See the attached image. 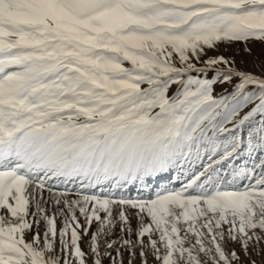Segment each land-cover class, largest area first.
<instances>
[{"label":"snow or ice","instance_id":"snow-or-ice-1","mask_svg":"<svg viewBox=\"0 0 264 264\" xmlns=\"http://www.w3.org/2000/svg\"><path fill=\"white\" fill-rule=\"evenodd\" d=\"M251 42L264 0H0V264H257Z\"/></svg>","mask_w":264,"mask_h":264},{"label":"rangeland","instance_id":"rangeland-1","mask_svg":"<svg viewBox=\"0 0 264 264\" xmlns=\"http://www.w3.org/2000/svg\"><path fill=\"white\" fill-rule=\"evenodd\" d=\"M244 44L242 43H236L233 44L231 46H225V45H221L216 51L215 53L210 52L209 55H223L224 57L228 58V59H234L236 62V67L243 69L245 71L251 72V73H255L257 75H260L262 69H264V43L261 42H251L248 47L251 48V54H249L248 52H246L244 50ZM195 75V74H193ZM211 75V74H209ZM146 87V85H145ZM173 90H175V86H173ZM248 91H252L251 88L248 89ZM231 92V87H225V86H216L213 95L217 98H219L222 95H227ZM172 93L170 92V95ZM254 107V104H250L247 107H245L243 109V111L240 113V115H244L246 114L248 111L251 110V108ZM262 119V117L257 116L252 122L251 124L247 125L244 129V132L246 133L248 128L251 127L252 125H258L260 120ZM229 127H231V125H229ZM242 163H248L249 165L251 164V161H242ZM200 164L199 162H197V170H199ZM172 175L176 176L179 175V173L174 169L172 171ZM181 179H183V177L181 176ZM175 187H179L180 184L177 182L175 185ZM62 187V186H61ZM29 191H31V189H29ZM92 191H96L99 192V189H93ZM125 194H129L132 196L137 195V191L136 189H130L127 193ZM117 195H119V193H117ZM43 196L45 199H47L49 197V193L47 191H45L43 193ZM50 207V206H49ZM51 214V212H50ZM81 223H83V220L81 219ZM61 226L58 223V227ZM97 224L93 223V225L91 226L90 230H89V237H84L82 240V247L84 248L85 251H87V243L88 240L90 238V234L91 232H94L97 228ZM133 226L135 227V221H133ZM119 235V228L116 229V233L115 235L112 237L113 239L116 238V236ZM135 237H133L134 239ZM146 239V238H145ZM229 247H232V245H229ZM242 259H244L242 257ZM252 259L256 260L257 264H261L262 261H264V253H261V255L257 256L255 254L252 255ZM105 264H107V261H105ZM138 264V262H137ZM148 264H156L155 259L149 255L148 257ZM245 264H247V261L245 260Z\"/></svg>","mask_w":264,"mask_h":264}]
</instances>
